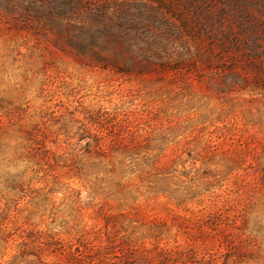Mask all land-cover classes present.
Segmentation results:
<instances>
[{
  "label": "rangeland",
  "instance_id": "rangeland-1",
  "mask_svg": "<svg viewBox=\"0 0 264 264\" xmlns=\"http://www.w3.org/2000/svg\"><path fill=\"white\" fill-rule=\"evenodd\" d=\"M190 241L264 264V0H0V264Z\"/></svg>",
  "mask_w": 264,
  "mask_h": 264
},
{
  "label": "trees",
  "instance_id": "trees-1",
  "mask_svg": "<svg viewBox=\"0 0 264 264\" xmlns=\"http://www.w3.org/2000/svg\"><path fill=\"white\" fill-rule=\"evenodd\" d=\"M105 130L108 133H112V131ZM114 133L116 134L114 131L112 135ZM106 136H109V134H106ZM134 214L137 213L135 212ZM159 226H161V228L164 227L166 230H168L169 227L165 221L159 223ZM159 226L156 227L159 228ZM196 249V245L192 241L185 247L177 245L174 250L164 247L159 248L158 246H155L153 249L128 247L124 252L123 250H118L113 258L115 259L114 264H133L135 261H139L141 264H200L203 262L202 260L204 258L196 259ZM40 259L43 260L42 258ZM209 259L212 260L210 256H208V260Z\"/></svg>",
  "mask_w": 264,
  "mask_h": 264
}]
</instances>
